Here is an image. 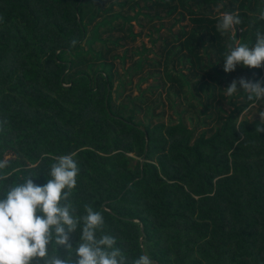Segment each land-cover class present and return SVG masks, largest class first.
Here are the masks:
<instances>
[{"label": "trees", "instance_id": "trees-1", "mask_svg": "<svg viewBox=\"0 0 264 264\" xmlns=\"http://www.w3.org/2000/svg\"><path fill=\"white\" fill-rule=\"evenodd\" d=\"M105 1L0 0V159L9 157L0 198L29 177L44 185L56 158L76 152L80 171L68 202L77 217L85 204L102 213L97 236L115 237L127 264L145 252L153 264H264V132L256 131L264 122L238 121L249 103L262 111L264 99L249 101L242 90L224 95L234 79L264 81V67L225 73L222 66L229 44L251 47L256 33L264 34V0ZM226 11L242 21L235 40L216 28ZM187 16L190 30L180 25ZM172 17L168 30L180 31L159 61L147 58L153 47H143L127 70L128 50L117 52L123 39L100 33L117 30L121 20L119 28L136 40L132 21ZM146 64L163 71L139 75L137 95L127 94ZM176 64L190 75L178 70L173 79ZM149 79L157 83L142 90ZM158 89H166L176 123L168 117L169 125L153 124L165 116L157 113L162 93L152 96ZM179 91L203 108L195 122L187 117L189 125L187 109L173 98ZM80 227L70 234L73 249ZM57 254L66 251L59 246Z\"/></svg>", "mask_w": 264, "mask_h": 264}, {"label": "clouds", "instance_id": "clouds-1", "mask_svg": "<svg viewBox=\"0 0 264 264\" xmlns=\"http://www.w3.org/2000/svg\"><path fill=\"white\" fill-rule=\"evenodd\" d=\"M259 19L264 20V11ZM241 23L239 12L226 11L220 14L216 28L222 35L231 33L235 40L236 26ZM238 65L250 69L264 67V34L257 32L251 47L239 42L229 44L223 71L233 72ZM224 90L228 97L242 90L249 101L264 99V81L241 77ZM258 116L264 122V111ZM256 131L264 132V123ZM76 155L72 152L57 157L44 185L35 184L29 177L10 187L0 198V264H127L126 256L116 247L115 237L97 236L104 226L100 211L85 204V214L74 215L76 210L68 201L80 171L74 159ZM7 167L8 161L0 159V170ZM81 225L79 242L73 249L70 234L76 233ZM59 246L66 251L63 258L57 254ZM133 264H153V261L145 252Z\"/></svg>", "mask_w": 264, "mask_h": 264}, {"label": "rangeland", "instance_id": "rangeland-1", "mask_svg": "<svg viewBox=\"0 0 264 264\" xmlns=\"http://www.w3.org/2000/svg\"><path fill=\"white\" fill-rule=\"evenodd\" d=\"M112 0H107L105 2H102V6L104 7H108L109 4L111 3ZM120 2L122 0H119ZM230 1V0H228ZM235 6H237V3L235 4ZM113 11L114 12H124V13H129L131 16L133 15L132 12L128 11L127 8L121 9V7L119 6H114L113 7ZM216 11H218V9H216ZM144 12H146V10H144ZM173 17L177 18V13H175L173 15ZM173 17L172 18H168V19H164L161 21L155 20L153 22H149L148 20H144L143 18L141 19V26L137 24V22L132 21L130 25L133 26L134 28V34L137 36L136 40H132L128 38V33L126 30L120 29L119 26L123 24V22L121 20H117L114 21L113 26L117 28V30L112 31L111 33L105 29H101L100 33H102V35L104 36V38H111L114 39L116 36L120 37L123 39V41L121 42V45H123L122 49H119L117 52L119 54L123 53L125 50H128L127 52V61L125 64V69H129L130 67L133 66V64L138 60V55L135 54L136 51L141 52L142 48L144 47L145 49H150L152 48L151 52L147 55L148 60H157L159 61V59H157V54L161 53L164 54L165 49L169 48L174 41V35L178 34V32L180 31V25H185L187 26V29L190 30L191 27L193 26V23L191 22V20L189 19V17L187 16L186 19L182 22H180V25H176L174 26L171 31L168 30V28L171 25V21H173ZM171 22V23H170ZM161 24L165 25L164 29H161L160 33H153L151 31V28L153 26H155L156 28H160ZM189 24V26H188ZM93 26L90 27V29L92 30ZM127 29V27H126ZM156 41L153 44V41ZM239 42V40L237 41ZM168 46V47H167ZM165 48V49H164ZM89 57H87L86 59H88ZM113 64L115 65V68H117L119 71H121L120 69V64L118 61H114ZM175 74H172V78L175 79L176 73H178V70H181L184 74L186 75H190V71L184 68H181V66L179 64L175 65ZM159 70V71H163L162 65L159 67H151L149 65H144L141 72L137 74V76H135L132 80L133 84L127 88V94L131 93L133 96L137 95V92L134 90L133 86L134 84L137 83V78L139 77V75L149 71V70ZM117 70V71H118ZM163 75V73H162ZM163 78H165L163 76ZM116 83V82H115ZM157 83L156 81L154 82L152 79H149L147 82H145L144 84L141 85V89L144 90L146 89L149 85L155 84ZM165 87H169L168 84H166ZM175 91L176 88H174ZM162 93V97L164 100L165 105L162 107H159L157 113L159 114H163L165 113V116L163 118H159L157 120H155L153 122L154 125H158V124H163L165 123L166 125H169V121H168V117H172L173 120L175 121V123L177 122V118L175 116V114H173V110L170 108L169 103L165 100L167 99V93H166V89H158V91H154L153 92V97H157ZM224 95H225V91H224ZM149 96V95H148ZM226 96V95H225ZM189 97V96H188ZM175 103L177 104V109H187V112L184 114V120L185 122L189 125L190 121L187 120V117H192L194 122L196 121V117L197 115L200 117V111L203 110L202 106H200L196 101H193L191 103H188L185 100V97L183 95L182 92H176V96L173 97ZM240 100L242 101L243 98L241 97ZM244 102H246L245 100L243 101L242 104H244ZM231 105L226 104L225 108L226 110L230 109ZM253 107H256L254 103H249V105L247 107H245L242 112L239 114L238 116V121H240L243 117L249 118V119H255V118H259L258 116V112L256 109H252ZM257 108V107H256ZM262 111H264V107H262ZM208 112H212V109H209ZM201 117L203 118V115H201ZM260 119V118H259ZM207 123H211L212 119L211 118H207ZM191 126V125H190ZM211 127V126H209ZM208 125L207 126H203V125H198V129L199 131L202 130H207ZM212 128V127H211ZM130 157H134V155H130ZM9 158L5 156V160ZM137 160V159H136ZM138 161V160H137ZM134 163H131L133 165L136 164L135 160L133 161Z\"/></svg>", "mask_w": 264, "mask_h": 264}]
</instances>
